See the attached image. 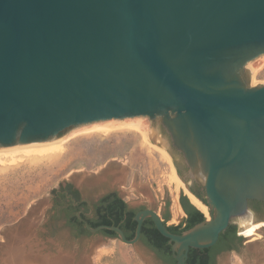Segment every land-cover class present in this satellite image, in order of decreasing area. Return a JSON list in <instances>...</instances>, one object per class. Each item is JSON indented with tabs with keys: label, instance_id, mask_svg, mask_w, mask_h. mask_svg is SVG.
Returning <instances> with one entry per match:
<instances>
[{
	"label": "water",
	"instance_id": "water-1",
	"mask_svg": "<svg viewBox=\"0 0 264 264\" xmlns=\"http://www.w3.org/2000/svg\"><path fill=\"white\" fill-rule=\"evenodd\" d=\"M263 54L264 0H0V148L149 117L212 214L177 234L144 210L134 240L87 228L134 244L151 216L185 264L264 201V84L247 67Z\"/></svg>",
	"mask_w": 264,
	"mask_h": 264
},
{
	"label": "rangeland",
	"instance_id": "rangeland-1",
	"mask_svg": "<svg viewBox=\"0 0 264 264\" xmlns=\"http://www.w3.org/2000/svg\"><path fill=\"white\" fill-rule=\"evenodd\" d=\"M247 67L252 85H263L264 54ZM138 117L149 119L152 126L149 117ZM177 172L161 138L144 139L131 129L109 134L80 131L68 138L62 151L0 163V264H159L150 253L122 240L99 233L77 236L63 221L51 220L52 190L70 182L96 201L104 186H116L127 199L161 215L167 212L177 225L185 217L181 196L195 204ZM178 206L180 216L173 214ZM195 206L210 215L209 209ZM259 227L246 238L256 239L239 252L224 254L219 264H264V231Z\"/></svg>",
	"mask_w": 264,
	"mask_h": 264
},
{
	"label": "flooded vegetation",
	"instance_id": "flooded-vegetation-1",
	"mask_svg": "<svg viewBox=\"0 0 264 264\" xmlns=\"http://www.w3.org/2000/svg\"><path fill=\"white\" fill-rule=\"evenodd\" d=\"M159 134L167 136L170 139L163 127L159 129ZM171 152L174 157L176 168L179 174L184 178L187 188H190L198 200L207 204L204 190L196 181L187 177L189 167L183 153L174 149V147L171 149ZM102 183L104 184L105 181ZM65 192L71 202L66 201L65 203L57 205L53 197L50 218L51 220L63 221L64 224H67L68 222H77L73 220L72 217L74 214L77 215L78 220L84 223L89 232L88 234H83V236L94 233L87 228V224L90 225L89 222L99 221L100 225L119 227L129 240H134L137 237L139 226L137 215L144 210H152L158 213L157 210L147 206L143 202L127 199L116 186H104L103 192L96 201L84 197L80 190L73 184L66 189ZM180 203L182 205V196ZM182 208L185 217L175 225L178 226L177 229L171 228L173 222L169 218L167 212H164L163 215L158 213L164 224L173 233H182L191 222L190 211L184 208L183 205ZM249 208L252 210V214L243 224L238 221H233L228 228L220 234L214 245L207 248H190L187 259L193 255L197 258L199 264H219L220 258L224 254L239 252L242 245H246L256 239V237L246 239L251 234H245L243 231L251 224H258L257 227L261 226L259 227V231H264V201L256 199L250 200ZM208 209L209 214H212L211 209L209 207ZM208 216L209 215L206 214L205 219ZM98 233L106 238L121 240L117 232L108 228H103ZM130 245L136 247L139 252L150 253L159 264H177L176 252L173 249V244L169 242V238L161 234L151 216H146L144 218L137 241Z\"/></svg>",
	"mask_w": 264,
	"mask_h": 264
},
{
	"label": "bare ground",
	"instance_id": "bare-ground-1",
	"mask_svg": "<svg viewBox=\"0 0 264 264\" xmlns=\"http://www.w3.org/2000/svg\"><path fill=\"white\" fill-rule=\"evenodd\" d=\"M121 129H131L141 133L144 139L155 137V132L150 128L149 119L143 117H131L125 119H111L106 121H101L97 123H92L90 125L83 126L78 130H74L71 132L69 136H64L60 139H54L49 142H45L42 144H34V145H21V146H13L8 148H0V163L5 162H16L18 160L23 159L24 157H28L31 155H46L48 153H53L57 151H62L65 148V144L68 138L80 131L86 132H100L103 134H109L111 132L121 130ZM69 134V133H68ZM166 154V151H164ZM190 197L192 201L198 205L203 211L207 212L208 207L202 203L198 198L190 192ZM179 207V206H178ZM176 216H180L181 209H174V213ZM258 224H251L247 226V228L243 231L245 234H252L257 229Z\"/></svg>",
	"mask_w": 264,
	"mask_h": 264
},
{
	"label": "trees",
	"instance_id": "trees-1",
	"mask_svg": "<svg viewBox=\"0 0 264 264\" xmlns=\"http://www.w3.org/2000/svg\"><path fill=\"white\" fill-rule=\"evenodd\" d=\"M72 184L71 183H66L65 185H60V187L54 188L52 190V195L55 199V202L57 205L61 204V203H65L66 201H69V197H67V193L65 192L66 189H68L69 187H71ZM182 205L184 206V208L188 209L190 211V219L191 222L190 224H188L187 229L193 227L194 225H196L197 223L203 221L205 219V215L203 212H201L196 206L195 204L193 205L189 199L186 196H182ZM193 210V211H191ZM73 220H76L77 222H68L67 224L64 225V227L69 228L75 235L80 236L83 234H88V230L86 229L84 223L81 220H78V216L77 215H73ZM90 226L92 227H97L100 225L99 221H93V222H89ZM52 229H54L55 227H51ZM171 228L173 229H177L178 226H171ZM185 264H199L197 262V258L193 255H191Z\"/></svg>",
	"mask_w": 264,
	"mask_h": 264
}]
</instances>
